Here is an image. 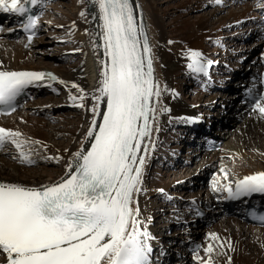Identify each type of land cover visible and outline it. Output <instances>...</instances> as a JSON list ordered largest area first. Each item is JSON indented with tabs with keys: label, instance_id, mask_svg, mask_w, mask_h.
Instances as JSON below:
<instances>
[{
	"label": "bare ground",
	"instance_id": "1",
	"mask_svg": "<svg viewBox=\"0 0 264 264\" xmlns=\"http://www.w3.org/2000/svg\"><path fill=\"white\" fill-rule=\"evenodd\" d=\"M258 2L264 5V0H222L220 5L215 4L214 0H131L133 7L138 3L143 13L159 87L164 89L167 86L178 94L162 91L161 101L170 111L157 116L160 131L152 134L156 147L149 146L151 154L145 167L147 192L139 196L141 214L152 217L148 229L154 237L150 241L152 250L158 252L155 264H199L198 260L193 259V254L186 250L187 245H183L194 240L184 224L190 220L187 215L189 200L197 198L202 201L204 192L207 203L214 205V210L208 225L198 230L195 239L202 244V249L196 254L208 259L203 249L209 243L218 247L219 243L230 238L235 251L228 252L226 244L223 251L231 255L232 264H264V229L247 225L240 218L228 215L223 210L224 191H214L212 187L214 181L227 183L223 179L222 169L227 170L232 187L237 179L264 171V116L252 107H241L235 101V96L222 90L231 86L236 93V89L240 88L238 85L244 83V75L260 72L261 66L264 67V52L259 49L264 47V42L254 40L262 23L260 13L264 11V7L257 6ZM68 3L70 14L53 33V38L59 35L62 37L60 41L69 45H65L68 49L64 50L65 56L60 58L62 63L56 64L40 53L49 43L43 35L47 31L46 26H54L44 18L47 6L43 4L37 9L40 15L38 36L27 48L26 40L16 41L8 30L0 34V69L51 72L59 79L78 83L89 93L98 87L99 60L104 57L102 48H92V43H99L98 19L93 20L97 9L90 0H68ZM206 6L209 8L207 11L191 15L193 11ZM81 11L85 12L84 17L79 15ZM253 22L257 24L253 25ZM18 27L13 25L10 29ZM248 39L254 40L251 45L244 43ZM77 48L80 51H72ZM189 48L200 50L205 58L213 61L207 76L188 68L185 52ZM76 54L80 55V61L69 63ZM185 87H189V98H184V94L182 96ZM69 91L77 94L70 84L63 85L59 81L55 85L40 86L33 91V101L28 106L8 118L0 119V127L19 130L23 134L21 139L40 141L39 144L33 142L24 146L25 150L32 151L30 158L35 162L31 165L19 162L16 149L7 144L0 151V181L29 186L55 182L64 175L65 164L71 154L82 146H90L85 134L92 113L86 108L76 107L68 99ZM59 93L64 96V101L54 103L52 96ZM42 94L46 95L45 100L37 98ZM84 103L91 107V97H86ZM217 104L226 106V112L220 110L215 114L218 119H226L221 131L214 132L223 147L208 153L199 147L200 141L197 139L187 147L185 158L180 157L178 150L174 153L175 149L180 148V142L184 143L189 138L186 135H192L193 127L202 122L201 112L204 108L209 116V111ZM54 105L67 107L59 115L65 118L53 121L54 116H42L45 109ZM210 122L217 123L214 119ZM57 154L61 156L58 162L47 158ZM194 162H197L196 170L190 171L189 165ZM160 168L170 172L180 168V172L184 170L190 177L178 181L181 173L171 175L167 172L164 176ZM195 181L197 183L193 186ZM199 186L201 188L198 189ZM159 189L164 191L160 192ZM154 214L162 224L160 231L154 227ZM212 232L219 235V241H213L208 236ZM170 252L173 253L169 257ZM178 254L184 258L179 259ZM3 260L4 256L0 255V264ZM226 260L227 256L213 252L209 264H226Z\"/></svg>",
	"mask_w": 264,
	"mask_h": 264
},
{
	"label": "snow or ice",
	"instance_id": "2",
	"mask_svg": "<svg viewBox=\"0 0 264 264\" xmlns=\"http://www.w3.org/2000/svg\"><path fill=\"white\" fill-rule=\"evenodd\" d=\"M90 2L97 9L93 20L98 19L99 28V43H92V48H102L104 57L99 60L98 87L92 92L51 72L0 69V105L9 111L27 87L59 80L76 90V95L69 91L68 99L92 113L85 134L90 146L71 154L64 175L57 181L34 186L0 181L2 264H151L150 241L154 237L148 224L152 217L141 214L139 196L147 192L145 167L151 154L149 146L156 147L152 134L160 131L157 116L170 111L161 101L162 91L178 94L167 86L161 89L155 78L152 47L140 5L134 8L131 0ZM44 3L0 0V11L24 16L30 12L29 4ZM214 3L220 5L222 0ZM257 6L264 7L259 2ZM79 15L84 17L85 12ZM37 24V15H27L22 22L29 41L36 34ZM185 56L192 72L208 75L213 61L200 50L189 48ZM88 96L91 107L84 103ZM252 108L264 116V93ZM22 135L19 130L0 127V148L13 145L19 162L31 165L35 162L30 158L32 151L24 146L40 141L21 139ZM47 158L58 162L61 156ZM222 174L227 183L214 181V191L227 192L231 198L264 193V171L237 179L235 188L226 169ZM258 218L264 222V214ZM208 236L220 240L215 232ZM225 244L228 252L235 251L229 238L218 247L209 243L203 249L208 259L196 252L193 259L209 264L215 252L227 256L226 264H232L231 255L223 251Z\"/></svg>",
	"mask_w": 264,
	"mask_h": 264
},
{
	"label": "rangeland",
	"instance_id": "3",
	"mask_svg": "<svg viewBox=\"0 0 264 264\" xmlns=\"http://www.w3.org/2000/svg\"><path fill=\"white\" fill-rule=\"evenodd\" d=\"M162 1H167V0H162ZM68 5V6H67ZM45 6H47L46 10H45V14H44V18L47 20H49L52 24L54 23V26H46L47 27V31L43 33L44 35V39L46 41H48L49 43L47 44L48 46H46V48L41 49V56L44 57L45 59H50L52 60L54 63L56 62L57 63H62L60 58L66 53H64L65 49H68L67 47L69 46L67 43H62V41H60L62 39V37L60 38L59 35H56L54 38H53V33H56L57 29L55 28H58L57 26H59L61 24V22H66L67 20V15L70 14V10H69V3H68V0H47L45 2ZM209 8L208 6L204 7L202 10H195L192 12V16H195L197 14H200V13H203L205 11H207ZM67 17V18H66ZM54 30V31H53ZM59 37V38H58ZM224 44L226 45V41H224ZM65 45L67 46L65 48ZM43 50V51H42ZM40 55V54H39ZM77 61H80V55L79 54H76V55H73L71 57V59L69 60V63H76ZM187 85V84H186ZM184 92L182 93V96L184 94V98H189L188 97V94L190 93L189 91V87H185L183 88ZM182 90V91H183ZM46 95L45 94H42L40 97H37L39 100L41 99H44L45 100V97ZM53 97V102L54 103H57V102H62L64 101V96L59 93V94H56L55 96H52ZM43 100V101H44ZM42 101V102H43ZM65 106H62V105H54L53 107H49L48 109H45V113L42 114V116H54V119L53 121L56 119V120H60L63 119L62 117L64 116H59V115H62L63 111H66L67 110V107L63 108ZM204 106L201 108L203 109ZM221 109L220 107V104H217L216 107H214L213 109H211V113H216L217 111H219ZM207 109L204 108V111L201 112V114L204 116V114L206 113L207 114ZM65 118V117H64ZM71 118V117H70ZM184 142V141H183ZM181 143V142H180ZM223 146H221L222 148ZM177 150L179 151V155L180 157H183L185 158L186 156V151H187V147H185L184 144H180V148L178 147L177 149L174 150V153L177 152ZM185 151V152H184ZM9 154H7L8 156ZM38 165V164H37ZM40 165V164H39ZM189 170L192 171L194 170V168H196L197 166V162H194L192 164L189 165ZM29 167V166H28ZM31 167V166H30ZM165 167V166H163ZM178 166H176L175 168H177ZM199 167V165H198ZM197 167V168H198ZM163 169V168H162ZM165 169V168H164ZM173 169V168H172ZM168 170V169H167ZM161 170V168L159 169L160 173H162L164 176H166L167 172H169L168 174H171V175H174V174H178V173H181L182 176H180V178L178 179L181 180L183 179V177H190V174H187L184 172V170H182V172H180V168L177 169L175 172H170L169 170ZM171 170V169H170ZM196 170V169H195ZM194 170V171H195ZM195 183H197V181L194 182L193 185H196ZM201 188V186L198 187V189ZM158 202V201H156ZM161 225L162 224H159V221H158V216L154 214V227L157 229V230H161ZM169 254H172V252H170Z\"/></svg>",
	"mask_w": 264,
	"mask_h": 264
}]
</instances>
